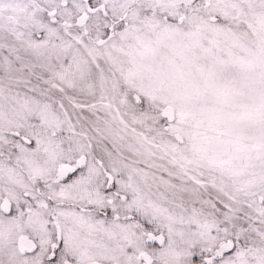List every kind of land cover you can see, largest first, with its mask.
Segmentation results:
<instances>
[{"label": "snow or ice", "instance_id": "1", "mask_svg": "<svg viewBox=\"0 0 264 264\" xmlns=\"http://www.w3.org/2000/svg\"><path fill=\"white\" fill-rule=\"evenodd\" d=\"M0 264H264V0H0Z\"/></svg>", "mask_w": 264, "mask_h": 264}]
</instances>
